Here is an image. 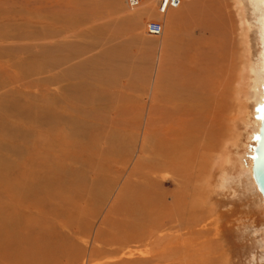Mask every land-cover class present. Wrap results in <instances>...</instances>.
Instances as JSON below:
<instances>
[{"label":"rangeland","instance_id":"1","mask_svg":"<svg viewBox=\"0 0 264 264\" xmlns=\"http://www.w3.org/2000/svg\"><path fill=\"white\" fill-rule=\"evenodd\" d=\"M191 1L181 0L182 10L188 12ZM128 2L0 0V264H31L30 238L63 243L67 254L75 256L63 264H133L148 257L145 243H131L126 249L106 244L117 234L115 222L124 216L122 211H111L124 185L138 182L130 169L139 158L143 117L150 101L157 104V73L164 65L180 71L178 67L189 63L186 55L191 51L185 45L189 37L204 39L198 47L200 60L192 69L201 68L206 86L217 87L220 111V120L209 129L213 146L198 150L196 172L188 182L187 224L182 227L190 238L189 257L196 249L203 261L194 264H228L230 253L235 264H246L248 245L237 238L247 240L255 232L260 239L264 234L262 197L256 184L251 186L250 168L242 169L238 161L247 148L251 150L253 139L248 136L257 130L248 66L257 61L260 44L250 4L196 0L202 20L212 25L204 28L205 33L195 30L190 36L195 26L181 15L176 19L177 31L171 32L166 22L164 34L152 37L145 24L162 18L157 0H137L136 6ZM172 11L165 13L171 17ZM162 43L169 62L157 60ZM211 101L207 99L209 107ZM51 107L60 119L53 135L75 155L70 160L58 157L63 158V174L68 176L63 192L54 197L45 196L41 187L58 164L54 155L59 148L48 150ZM92 131L97 136H89ZM69 134L75 135V146L70 145L74 140ZM107 151L110 154L105 156ZM199 175L202 180L196 183ZM29 185L37 192H26ZM20 187L23 193L18 192ZM162 188L174 192L177 187ZM17 235L26 255H19L13 243ZM195 237L202 240L195 244ZM111 248L119 253H110ZM44 254L42 250L36 257L42 264L55 260Z\"/></svg>","mask_w":264,"mask_h":264},{"label":"bare ground","instance_id":"2","mask_svg":"<svg viewBox=\"0 0 264 264\" xmlns=\"http://www.w3.org/2000/svg\"><path fill=\"white\" fill-rule=\"evenodd\" d=\"M247 1L253 10L252 16H254L255 17L254 19H256V21H254L255 24L254 23L253 24L258 32L259 44H260V52L258 54L257 61L252 62L248 66L249 67L248 85L250 84L251 87V92L250 91L249 92L251 93L254 106H256L253 111L254 113L251 112L252 113L251 115L254 116L253 117L254 123L257 124L256 127L258 128V124H259L258 107L262 101L263 88H264V0H247ZM158 3L159 1L157 0L156 3L157 12L163 14V16L161 19L155 20L154 22H158L161 25V29L158 35H150L152 37H160L164 34V27L166 22L171 32L177 31L179 29L178 28L179 24L177 25L176 19L178 16L179 18H181L180 17L181 15L183 17L185 16L186 18L185 22L190 23L191 26H195L193 29L190 30V33L187 30L189 35L190 34L195 35V33L197 32V31L195 32V30H198L199 33H205L204 28L209 29L212 26L209 25L208 21L204 22L202 20V18L204 17L201 15L202 13H200L202 7L196 5L197 4L196 0H192L190 2L191 7L189 11L187 10L188 12L182 10L183 7L182 5H180V3L179 6H177L176 8H171L166 6L164 12H161L159 10ZM169 9L173 10L172 12H174V14H172L171 17L167 16L168 13H165ZM197 25L199 27H197ZM248 26H250V24ZM203 42H204L203 38L200 39V38L189 37V39L186 40V44H185L189 52L191 51L190 54H188V56L186 55V57H188V60H190L187 61L189 63L187 64L183 63L181 66L182 68L178 67L180 71L174 69L172 67L174 65L172 66L164 65L162 67L161 72L157 73L156 79H158L157 80L158 88L160 90V93L158 92L159 95L157 96L156 94V96L158 97L157 104H151L152 101H150V106L148 107V110L143 117L144 120L143 130H142L143 137L141 140L142 143L140 149L138 151L140 156L138 154L139 158L137 162L135 163L134 167L130 169L131 174L134 175V177L135 176L137 177L136 179H138V182L133 180L136 184L133 183L132 181H129L124 185L123 189L121 190V194L117 196V199L115 200L117 202L114 204V208L111 211L112 214L114 212L115 214H117V212L122 211L124 212L123 213L124 216L121 220L115 222L117 223L115 224L117 234L112 235V239L110 238V240L106 244L112 246L119 245L121 248H123L127 245H130L131 243H145L143 245L148 247V251H147L148 257H146V255L144 257L140 256L142 257V259L140 261L134 260L135 262H132L133 264L134 263L138 264L139 262L148 263V264L149 263L194 264V262L202 263L203 261L202 255L200 254L199 250L196 249H194L195 255L193 257H189L190 252L188 248H189L190 238L187 237V235L185 234L187 231L185 232V230L182 227V224L184 226H186L187 224L186 209L188 203L187 198L189 197L187 193L189 190L188 182L191 180V176L196 172L193 168L196 165L195 155L198 152V150L207 148V144L213 146L209 138L210 137L209 129H212L218 123V120H220L219 119L220 111H218L219 109L217 108V104H218L217 101L219 99L217 100L218 95H215L218 92L217 87L209 88L208 87L209 85L206 86L204 79L200 76L202 71L201 68L198 69L195 68V70L192 69L194 64H196V60L197 61L200 60V58L198 57V50H199L198 47L201 46ZM206 43L207 41L205 42V44ZM170 51L173 53L174 50L171 49ZM166 59H167L166 46L164 45V43H162L160 45V49L158 50L157 60L158 62H162V63L169 62ZM201 65L202 64L198 66L201 67ZM180 75L183 76L178 77ZM207 99L212 100L211 101L212 102L211 104H213L212 106L209 107L210 103H207ZM248 116L250 115L248 114ZM76 119L73 121H76ZM59 120L60 119L56 116V113L53 111L51 107L50 112L48 114L47 129L51 131L52 134H50L49 137L48 150L52 151V148L56 147L59 149L54 155V157L58 158L59 156L61 157L63 156L64 158L65 157L68 158L70 156L69 158L75 159L74 153L72 155L71 153L69 154V151H66L67 149L65 148V146H63L64 142L60 140L61 138L55 137L53 135V131L56 129V124L60 122ZM70 125H73V122ZM252 131L254 132L248 136L249 141L253 139V136L257 130L255 131L253 129ZM92 134L95 133L93 132L88 135L91 136ZM71 136L74 142L72 141L73 144L70 145L75 146V142H76L75 135H71ZM71 136L69 138L72 140ZM83 136L85 137L86 135L83 134ZM67 137L68 136H66L65 138ZM107 139H109V137ZM94 140L95 139H93V141ZM109 140L111 141L113 140V138ZM112 147L110 145L109 149L112 150ZM111 150L110 152H112ZM110 152L107 151L106 152L107 154L104 153L105 156L109 155ZM251 152L252 151L249 148H247L243 154L238 156V161L240 164L239 166L242 169L248 166L251 170ZM61 157L58 159L53 158L56 159L55 163L58 162V164H55V167H53L54 169H52L53 173L51 175L49 174L50 176H48V178L44 180L41 186L45 196L54 197L57 196L58 193L63 192L64 190L63 185L66 179L64 177H67L68 175H66L65 173L63 174V171L65 169H63L64 164L62 161L63 158ZM74 159L71 160V162H74ZM51 163L52 162H50L49 164L51 165ZM163 172L166 173L168 172L171 175L169 177H165L162 174ZM250 175L252 178L251 171H250ZM201 180H202V175H199L196 183H200ZM67 183H68L67 185L72 186L71 181ZM167 184L169 185L174 184V186L176 185L177 187L176 190L174 192L172 191L168 192V190H164L162 186ZM252 184L253 185L255 184L253 178H252ZM133 185L134 186L136 185L134 190H133L134 187ZM200 187L201 185L200 186L198 185L197 189H200ZM23 191L24 189H21V187L18 188L19 193L21 192L23 193ZM25 191L30 194L37 192L33 187V185H29V187L25 189ZM199 200H200V196H199ZM195 203H193V206L195 205ZM15 220H19V219H15ZM17 223H18L17 221H13V224L16 227H17ZM73 225L71 228L74 229L73 232L75 233V227ZM174 227L177 229L171 231V229H173ZM16 237L17 238H14L15 241L13 243L16 242V248L17 250H19L18 254L26 255L28 251L24 250L21 253L22 251L21 248H23L20 245L21 239H19L18 235ZM33 239L30 238L28 241V243L30 244L29 250H31V252L33 251L32 253L29 252V254H27L29 256L33 254L31 264H42L41 259H40L41 261L39 259H36V257H38L37 254H39L40 251L42 250L45 253L44 255L50 253L53 255L55 259L50 263H48V261H45L44 264H63L62 263L63 260H68V258L71 257L75 258V256H72L70 252H69L70 255L67 254L68 250L63 243H59V244L57 243L53 245L47 242L46 239H44L43 242H40L41 240L38 239H37L38 241L34 242L32 241ZM195 240H196L195 244H198L199 241L202 239L200 237H195ZM39 243H42V245ZM115 248L114 249L111 248L110 253L118 252L117 251L118 249ZM127 254L129 255L130 253ZM29 258H31V256Z\"/></svg>","mask_w":264,"mask_h":264},{"label":"water","instance_id":"3","mask_svg":"<svg viewBox=\"0 0 264 264\" xmlns=\"http://www.w3.org/2000/svg\"><path fill=\"white\" fill-rule=\"evenodd\" d=\"M258 120V128L251 147V174L264 206V88L262 101L258 107Z\"/></svg>","mask_w":264,"mask_h":264},{"label":"clouds","instance_id":"4","mask_svg":"<svg viewBox=\"0 0 264 264\" xmlns=\"http://www.w3.org/2000/svg\"><path fill=\"white\" fill-rule=\"evenodd\" d=\"M243 174V172L240 173V175ZM251 186L254 188V185ZM242 231H247V228H243ZM237 242L248 245L246 264H264V234L261 235L260 239H257L256 233L253 232L247 240L238 237ZM228 264H235L230 253L228 256Z\"/></svg>","mask_w":264,"mask_h":264},{"label":"built area","instance_id":"5","mask_svg":"<svg viewBox=\"0 0 264 264\" xmlns=\"http://www.w3.org/2000/svg\"><path fill=\"white\" fill-rule=\"evenodd\" d=\"M159 10L164 12L165 7L176 8L179 6L181 0H158ZM130 6H136L137 0H129ZM161 29V25L158 22L149 21L145 25V32L149 35H158Z\"/></svg>","mask_w":264,"mask_h":264}]
</instances>
